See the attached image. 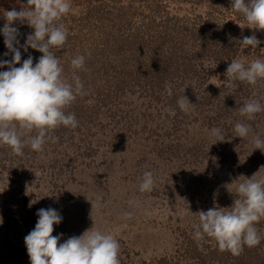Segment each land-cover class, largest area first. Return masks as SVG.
I'll return each instance as SVG.
<instances>
[{
	"label": "rangeland",
	"instance_id": "obj_1",
	"mask_svg": "<svg viewBox=\"0 0 264 264\" xmlns=\"http://www.w3.org/2000/svg\"><path fill=\"white\" fill-rule=\"evenodd\" d=\"M154 2L145 0L143 6L141 0L118 3L125 9L127 20L116 18L115 27L123 21L148 22L142 24L144 31L137 42L126 39L122 44L119 52L127 53L128 69H123L121 76L112 78L113 72H106L101 65L85 69L81 80L86 94L78 95L64 109L75 114L76 128L63 126L60 130L58 126L51 130L50 135L58 137V142L49 140L42 151L28 145L17 155L9 146L0 145V264H30L24 238L34 229L36 213L42 208L55 209L63 218L53 226L54 236L62 234L59 243L93 227L110 233L119 242L120 264H156L162 260L168 264H197V259L190 263L185 254L197 244L203 252L201 245L207 236L199 241L194 238L198 212L213 207L230 210L239 183L254 174L255 179H264V149H256L253 142L256 136L264 140V112L257 113L253 120L238 112L249 99L264 105V90H259L264 89V78L250 85L226 74L232 60L250 64L264 60V55L248 45L226 43L222 33L216 36L213 32L215 26H229L230 22L243 26L245 21L228 14H207L210 6L206 1L197 5L168 0L163 5L174 19L164 24L171 28L161 51L156 38L163 37L160 28H164L166 14L153 15L157 9ZM185 16H196L190 21L195 32L201 21L209 22L206 40L210 38L215 47L202 53L204 47L197 41L198 49L191 50L197 55L189 57L198 60L189 61L193 64L189 73L192 84L198 83L201 90L197 93L188 85L183 95L192 104L203 103L200 112L214 117L209 129L193 121L198 114L193 106L188 112L182 111L177 104L179 97L174 99L166 90V85L174 87L179 73L174 67L172 26ZM106 27L109 31V21ZM100 33L94 29L88 34L91 48L85 51L94 60L101 54L96 39ZM132 46L140 54L136 58ZM158 58L168 64L159 67ZM113 65L118 69L117 62ZM64 77L71 82L70 74ZM121 83L127 85L118 89L122 92L118 98L106 99V106L93 109L98 101L97 88L106 94L109 87L115 89ZM162 86L167 95L160 94ZM165 96L170 104H166ZM177 108L182 114L180 122L170 112L176 114ZM237 122L250 125L247 137L237 136ZM214 127L221 129L224 140L210 134ZM30 135H36V130ZM216 142L228 148H220L213 157L209 154L210 159H197L191 152L199 145L209 150ZM145 171L153 173L155 184L151 192L141 193L139 184ZM124 212H131L132 217L125 219Z\"/></svg>",
	"mask_w": 264,
	"mask_h": 264
},
{
	"label": "clouds",
	"instance_id": "obj_2",
	"mask_svg": "<svg viewBox=\"0 0 264 264\" xmlns=\"http://www.w3.org/2000/svg\"><path fill=\"white\" fill-rule=\"evenodd\" d=\"M230 4L233 11L243 14L249 28L264 30V0H230ZM70 8V0H27V5L21 10L13 8L4 15L6 23L0 32L13 57L11 61H0V68H8L7 71H0V145L9 146L17 155L22 154L28 145L34 151H42L49 140L58 142V137L50 135L51 130L58 126H78L75 114L66 113L64 109L78 95L86 94L84 84L75 71L84 69L85 56L77 55L71 59L73 74L70 82L64 77L60 59L52 50L62 47L67 40V28L57 21ZM14 21H26L34 29L23 47L25 51L31 47L43 54L35 65L29 55L20 67L15 66L21 62V52L14 47L19 45V30L12 26ZM240 43L256 48L261 41L252 35L243 37ZM226 74L233 80L255 85L258 79L264 78V60L256 59L246 65L234 59ZM166 90L171 95V85H166ZM177 104L184 112L194 105L186 96L180 97ZM170 112L175 115L174 111ZM238 112L253 120L257 113L264 112V105L259 100L249 99L238 108ZM33 130H36L34 136L30 135ZM234 131L238 137L245 138L251 127L237 122ZM210 134L220 141L224 140L220 128H212ZM253 142L256 149H264V140L259 136L254 137ZM255 175L238 184L237 198L230 210L213 207L198 212L199 223L194 225L197 241L206 235L215 239L220 251H230L233 255H239L244 245L253 247L260 243L255 223L264 217V179L257 180ZM154 184L153 173L145 171L139 191L151 192ZM36 215L38 220L34 229L24 238L30 264H120V245L110 233L92 227L78 237L72 236L59 243L62 234L54 236L52 233L53 226L61 223L62 216L52 208L39 209ZM123 217L130 219L132 213L124 212Z\"/></svg>",
	"mask_w": 264,
	"mask_h": 264
},
{
	"label": "trees",
	"instance_id": "obj_3",
	"mask_svg": "<svg viewBox=\"0 0 264 264\" xmlns=\"http://www.w3.org/2000/svg\"><path fill=\"white\" fill-rule=\"evenodd\" d=\"M125 0H70L71 2V8L70 11L66 14H64L58 21V24H62L65 28L68 30V36L65 44L62 47L59 48H53V52L59 57L60 63L64 69L63 75H69L70 74V80L73 74V69L70 65V61L72 58H74L77 55H83L85 56V65L84 69L81 70H75L76 74L82 78L85 76V69H89L95 64L98 68L101 66H104V69L106 72H113L112 78L115 74H120L123 69H128L127 64V53L123 54L119 52L122 50L123 45L125 44L124 41L127 39L129 40H135L137 42L139 35L144 31V27H142L143 23H147L148 21L143 22H132L131 20L129 22H124L127 20L125 9L122 7L117 6L118 3L124 2ZM145 0H141V5L143 6L142 2ZM155 1L152 5L156 6L157 9L150 6L151 4H148L147 7L155 9L153 12V15H164L166 14L165 20L166 22L163 23L164 28H160V36L163 34V37L160 40L159 38H156V41L160 43L161 51L164 49L165 44H167V37L169 29L167 28V25L170 24V22L174 19V16H169V10L166 9V6L163 5L164 2L168 0H152ZM187 2L193 3V4H203L204 1L209 3V12L207 14H228L230 17L234 16L236 18L242 19L245 21V24L243 26L234 24L233 22L229 23V26L224 25L222 27H214V34L216 36H219L221 33L223 34V37H225V42L231 41V44H235L236 47L239 45H242L240 41H242L243 37L245 36H252L255 35L258 40L261 41V43L256 47L258 49L257 53H260V55H264V30L262 29H254L249 28V24L247 20L244 18L243 14L233 11L231 9L230 0H185ZM221 1H225V5L223 7H220L219 4ZM27 5V0H0V29L3 28L4 24L6 23L5 16L6 12L9 10H12L15 8L17 11L21 10V8L25 7ZM161 8L163 10H161ZM226 15V16H228ZM124 17V21L119 23L118 27H115L114 22H116V18L118 17ZM208 16V15H207ZM229 17V16H228ZM192 17L185 16L183 19L179 18L181 21L180 23H175L172 28L173 31L171 32L172 35L170 38L173 40V49L175 61V71H179L177 75V79L175 82L174 87L171 89V93L174 95V99L178 96L179 98L186 94V86L189 85V87L193 88L197 91V93L201 90V87L198 86V83L192 84L189 68L193 67V64H190L189 61H197L196 58H190L189 56L191 54H196L195 51H191L192 49H198L197 47V41L199 40L201 45L204 47L202 53L208 52V49H214L215 47L212 44V41L210 38L206 40V35L208 32L206 31V28L209 25L208 21H201V25L198 26V30L196 32L192 29L190 26V21ZM194 18L192 20L194 21ZM199 19V18H198ZM109 21V31L106 30V22ZM99 22V24H97ZM164 26V24H166ZM97 25V26H95ZM13 27L18 28L19 35L17 36V39L19 40V45H14V47H18L21 52V62L20 64H16V67H20L25 59L28 58L29 55L33 57V65L38 61L39 57H41L43 54L35 49H32L31 47L27 48V51L24 50V43L26 41V38L29 34H32L34 32V29L31 28L27 22H19L14 21ZM96 30L100 35L98 34L97 40L98 45L101 47L100 49V56L96 57V59H91V57L87 56L88 52L85 51L87 49L91 48V45L89 41L92 39L90 35H88L93 30ZM78 31V32H77ZM205 32V33H204ZM204 33V34H203ZM203 34V35H202ZM200 38V39H199ZM203 38V39H202ZM4 36L3 33L0 32V61H11L13 57V53H11L5 46L4 43ZM144 40V39H143ZM126 42V41H125ZM192 42V43H191ZM218 42V40H217ZM199 43V44H200ZM204 44V45H203ZM133 52L136 49V47L132 46ZM130 52V48L128 49ZM236 53L239 51L237 49H234ZM246 50H244L245 52ZM7 53V55H5ZM132 53V52H131ZM197 53L199 54V50H197ZM142 54V53H141ZM150 53L146 51V55L148 56ZM135 58L137 55V52H134ZM197 55V54H196ZM102 56L104 58H102ZM230 56V55H228ZM236 56V55H235ZM134 57V56H133ZM250 58V57H249ZM113 62H117V68L113 65ZM165 63L168 64L165 60L158 58V64L165 67ZM172 64V63H170ZM248 65L247 63H245ZM7 66L0 68V71H7ZM166 71V70H165ZM163 74V72H162ZM209 75V73H206ZM206 75H203L205 77ZM261 80V79H258ZM127 83V81H126ZM240 83H243L240 81ZM247 83V82H245ZM127 84H120L115 86L114 88H108V91H106V94H103L102 92L105 91L103 89H99L97 87H94L93 89H96L97 97L96 100H98L94 105V110H97L98 108H101L103 106H106L107 103L105 102L106 99L109 98H118L119 95L122 94V92H119L118 89H122ZM184 87V88H183ZM164 86H162L160 91L161 95H167L166 92H163L162 89ZM181 88V89H180ZM180 89V90H179ZM245 90V89H244ZM243 90V91H244ZM260 91H263L264 89H259ZM242 91V89L239 90V92ZM245 92H247L245 90ZM200 96H204V94L201 92L199 93ZM80 99V98H79ZM113 99V100H114ZM101 100V101H100ZM166 104H170L165 96ZM177 100V99H176ZM203 103L195 101L193 105V112H198L196 114V117H194L193 121L198 122L200 128L209 129L212 122H214V117L211 115H204L200 111L204 105ZM180 109V108H179ZM177 108V112L175 114L176 120L180 122L179 120L182 118L181 112ZM63 125H61L59 128H61ZM58 128V129H59ZM225 133V132H224ZM230 135V134H229ZM235 135V134H234ZM238 143V141L236 140ZM216 144H218L216 148ZM241 147V146H239ZM238 147V148H239ZM224 150L225 148L221 143H214L211 144V148L209 150H206L203 148L202 145H199V148H192L191 152L197 159H210L209 156L212 155L215 156L216 153H220L221 149ZM209 151V152H208ZM196 159V160H197ZM227 210V209H225ZM229 210V209H228ZM255 227L258 230V233L260 234L261 241L258 245L253 247H248L247 245H244L243 251L239 255H233L230 251H220L218 248V244L215 241V239L211 237H207L202 242V251H199L200 246L198 244L196 245L195 249L192 251H188L187 256L188 260L191 263L192 259H197V264H264V217H261V219L255 223ZM168 261L162 260L156 264H168Z\"/></svg>",
	"mask_w": 264,
	"mask_h": 264
}]
</instances>
